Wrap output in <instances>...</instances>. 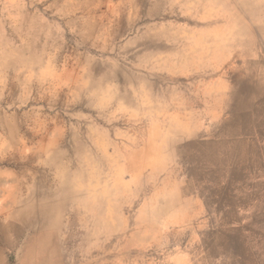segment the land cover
Returning a JSON list of instances; mask_svg holds the SVG:
<instances>
[{
    "label": "rangeland",
    "instance_id": "obj_1",
    "mask_svg": "<svg viewBox=\"0 0 264 264\" xmlns=\"http://www.w3.org/2000/svg\"><path fill=\"white\" fill-rule=\"evenodd\" d=\"M236 94L264 104V0H0V264H262Z\"/></svg>",
    "mask_w": 264,
    "mask_h": 264
},
{
    "label": "crops",
    "instance_id": "obj_2",
    "mask_svg": "<svg viewBox=\"0 0 264 264\" xmlns=\"http://www.w3.org/2000/svg\"><path fill=\"white\" fill-rule=\"evenodd\" d=\"M235 97L238 100V105H237L238 109L249 110V112L252 113L250 111V109L253 107V105H252V102H251L250 98L248 99V101H245L243 99H239L238 94H236ZM259 112H264V104L263 103L260 104L257 107V109H255L253 111V113L248 116V118H249L248 120H251L252 119V115H257ZM262 123H263V126H264V119H260V117H257V119L255 120L256 128H258ZM232 129L233 130H231V128H230L229 131L231 133H229L230 135H227L228 137L235 138L237 135L241 134V131H239V129H238V125H236L235 123L233 124ZM254 134L255 135H264V131L260 132V130H258L256 132H254ZM195 218L196 217H193V218L189 219V221L196 220ZM229 228H230L229 225H224V223L219 225V240L226 241L224 239L227 237L226 235H227V231H228ZM220 249H222V247H220ZM236 249H237V254H236L237 263L236 264H256L258 259L255 256H249V257H247V259H245V260L242 259L241 260L240 259L239 249L237 247H236ZM236 249L234 250L235 252H236ZM191 254H192L191 251H186L185 248L184 249L176 248V249H173V250H169L166 253V256L164 257V259L161 262V264H193ZM262 258H263L262 264H264V249H263V257ZM110 260H111V258H110ZM105 262H108V261H104L103 264H106ZM199 262H203V261L199 260Z\"/></svg>",
    "mask_w": 264,
    "mask_h": 264
},
{
    "label": "bare ground",
    "instance_id": "obj_3",
    "mask_svg": "<svg viewBox=\"0 0 264 264\" xmlns=\"http://www.w3.org/2000/svg\"><path fill=\"white\" fill-rule=\"evenodd\" d=\"M251 106H252V105H251ZM239 107H240V106H239ZM249 108H250V107H249ZM241 119H242V118H241ZM248 119H249V118H248ZM237 125H238V124H237ZM239 126H240V125H239ZM244 127H245V126H244ZM231 130H233V129L231 128ZM237 131H238V130H237ZM239 131H240V130H239ZM239 133H240V132H239ZM234 137H235V136H234ZM231 140H232V139H231ZM229 141H230V140H229ZM229 141H227V142H229ZM235 141H236V140H235ZM249 143H250V142H249ZM238 146H239V145H238ZM238 149H239V148H238ZM248 152H249V151H248ZM248 152H247V153H248ZM207 153H208V152H207ZM247 153H246V154H247ZM236 155H237V154H236ZM236 155H235V156H236ZM203 156H204V155H203ZM205 156H206V155H205ZM202 159H203V158H201V160H202ZM222 160H223V159H222ZM213 175H214V174H213ZM221 184H222V183H221ZM41 240H42V238H41ZM141 256H142V255H141ZM44 260H45V259H41L39 264H48L47 261H44Z\"/></svg>",
    "mask_w": 264,
    "mask_h": 264
}]
</instances>
